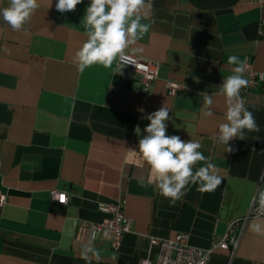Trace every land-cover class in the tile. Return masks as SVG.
<instances>
[{"label": "crops", "instance_id": "1", "mask_svg": "<svg viewBox=\"0 0 264 264\" xmlns=\"http://www.w3.org/2000/svg\"><path fill=\"white\" fill-rule=\"evenodd\" d=\"M57 2L39 0L22 31L0 17V191L7 194L0 207V264H89L81 258L92 233L84 222L105 220L109 214L100 205L117 201L131 228L117 250L110 230L98 232L91 244L101 259L91 264L141 258L155 264L158 246L151 238L180 232L208 251L209 264H264V235L249 230L258 216L247 220L231 258L229 249L215 246L264 183V79L241 90L260 131L231 140L233 153L213 138L226 110L218 87L234 67L227 58L247 59L264 73V1L152 0L144 21L149 32L129 48L159 62L146 94L125 64L78 71L73 58L87 39L81 20L90 0L66 13L56 10ZM8 6L0 0V9ZM166 80L181 83L176 94L167 93ZM205 91L214 97L211 117L202 114L199 93ZM164 105L167 134L199 141L223 180L211 192L188 185L174 205L147 183L149 167L130 153L149 123L142 117ZM50 188L64 191L68 201L52 200Z\"/></svg>", "mask_w": 264, "mask_h": 264}, {"label": "clouds", "instance_id": "2", "mask_svg": "<svg viewBox=\"0 0 264 264\" xmlns=\"http://www.w3.org/2000/svg\"><path fill=\"white\" fill-rule=\"evenodd\" d=\"M82 2L83 0H58L55 7L60 13H66L75 11ZM39 7V0H9V6L0 9V17L13 31H22ZM152 7V0H90L81 20L87 39L73 58L78 71L84 72L94 65L111 68L118 60L126 61V50L149 32L151 25L144 21L148 19ZM227 64L234 66L231 69L232 74L223 78L217 93L224 98V122L219 124L218 133L213 138L223 146L224 152L233 153L235 149L229 145L231 140H244L245 130L259 132L260 128L241 96V90L249 84L244 75L247 61L230 55ZM115 71H121L119 65ZM199 96L203 98V116H213V95L205 91L199 93ZM169 111L164 105L142 117L149 123L143 130V136L139 126L134 128L136 135L141 138L138 141V150L130 149V153L149 167L147 183L155 185L160 194L170 199L174 205L186 194L188 185H198L197 190L200 192H211L223 180L217 166L200 151L202 145L199 141H184L178 135L167 134ZM199 162H204V166L195 169ZM254 199L260 213L264 215V189ZM249 230L257 235H264V220L256 217L250 223ZM104 235L107 236V233ZM96 238L97 233L92 232L89 243L81 252V258L89 264L92 259H101V253L91 244Z\"/></svg>", "mask_w": 264, "mask_h": 264}, {"label": "built area", "instance_id": "3", "mask_svg": "<svg viewBox=\"0 0 264 264\" xmlns=\"http://www.w3.org/2000/svg\"><path fill=\"white\" fill-rule=\"evenodd\" d=\"M254 1L262 2L264 0ZM261 24L264 25V19L261 20ZM125 55L127 60L124 62L118 60L117 63L127 65L138 76L137 90L139 92L142 94L148 93L157 78L159 62L135 54L129 49L126 50ZM246 61V71L249 81L247 88H254L264 79V73L256 71L252 63L247 59ZM166 84L169 95L176 94L181 87V83L175 80H166ZM261 189H264V183L259 182L247 213L244 216L230 220L226 233L215 244V246L222 249H229L230 258L240 242L247 220L250 217L262 215L259 211L258 203L254 199ZM49 192L52 200L61 203L68 201V196L64 191L50 188ZM6 201L7 194L0 191V207ZM100 209L107 212L109 216L105 220L98 222H84V225L88 226L91 232L96 233L105 229L110 230L112 233L111 246L117 250L120 247L124 234L131 228V219L124 214L122 201L101 204ZM150 242L158 246L155 264H209L208 251H203L201 248L190 244L187 233H177L173 238H151ZM138 264L152 263L148 258H141Z\"/></svg>", "mask_w": 264, "mask_h": 264}]
</instances>
